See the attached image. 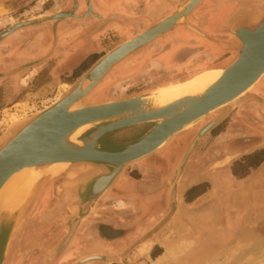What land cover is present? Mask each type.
Masks as SVG:
<instances>
[{"label": "water", "instance_id": "water-1", "mask_svg": "<svg viewBox=\"0 0 264 264\" xmlns=\"http://www.w3.org/2000/svg\"><path fill=\"white\" fill-rule=\"evenodd\" d=\"M60 1L62 3L57 9L55 7L56 11L43 22L26 20L11 25L0 34V43L17 33L21 41L31 39L38 42L48 32H51L54 43L62 30L69 36L77 33L74 41H80L95 37L104 30L101 15L91 0ZM183 1L179 0L176 6V0H163L160 8L168 19L152 24L133 40L105 53L57 102L15 123L0 138V191L22 170L37 168L28 172L33 179L25 186L16 183L21 174L15 176L13 185L1 197L0 264H8L9 249L16 232L54 178L61 176L55 189L66 192L80 204L76 217L78 223L102 196L113 190L117 178L129 164L150 157L178 135L218 114L192 137L172 183L177 182L204 138L240 103L251 99L264 107V100L251 94L264 79V15L254 26L245 24L238 28L230 23L236 14L226 25L231 37L241 46L234 57L222 65L220 78L203 92L167 104L157 100L159 93L154 90L120 100L87 103V97L115 66L185 26V20L204 0H193L185 7ZM62 25L63 29L60 28ZM186 30L199 34L190 25ZM20 51L22 54L29 52L26 47ZM55 53L56 50H50L44 58L29 65L43 64ZM56 164L64 165L53 166ZM106 259V256L82 259L77 264Z\"/></svg>", "mask_w": 264, "mask_h": 264}, {"label": "crops", "instance_id": "crops-1", "mask_svg": "<svg viewBox=\"0 0 264 264\" xmlns=\"http://www.w3.org/2000/svg\"><path fill=\"white\" fill-rule=\"evenodd\" d=\"M49 1L53 0H39L40 3L34 9L32 8L27 13L19 15L18 19L8 20L5 24H12L17 20H21V18L40 14L45 10V5ZM91 1L96 12L101 15V28H104L97 36L74 41L78 36L77 33H72L69 36L62 30V34L58 37L57 42L53 43L51 32H48L45 33L44 37L41 36L38 42L31 39L21 41L17 50L26 47L29 52L22 54L18 51L16 52L17 58L23 62H31L44 58L50 50L54 49L56 50L55 55L40 67L50 65L63 67V65H66L68 68L67 64H69V60H72L73 63H78L92 47L104 49V47L108 46L105 52L107 53L116 46L134 38L138 32L135 28L128 30V22L131 23L134 20L137 22L138 20L135 18L138 16L141 17L145 14L158 18L164 14V11L160 8L162 7L163 0ZM106 24L109 26H105ZM60 28L63 29V25ZM170 33H172L170 37L187 41L185 36H183L184 38L178 36L179 30ZM106 39H109V44H104ZM160 43V39H158L153 44H150L152 46L147 48V50L145 49L141 54L139 52L147 46L129 57L132 58L139 54L140 56H137L139 59L145 53H149L155 49ZM124 61L126 62L124 63ZM124 61L121 64L123 63L124 67H126L124 69L128 70V58ZM41 69L43 68L35 67L37 72L41 71ZM58 70L56 67L55 72ZM34 75L28 76L29 82L33 80ZM52 83L54 82L52 81L49 85L45 83L41 92L51 88L53 86ZM260 106L262 105L260 104ZM231 113L232 111L228 115ZM215 115L216 117L218 116V114ZM233 127L236 126L227 127L226 131L222 132L213 142L215 144L218 139H222L221 151H223V148L227 152L231 150L232 155L237 152L241 153L254 144L252 143L253 141L246 140L244 143L230 148L229 142H231L232 137H237L243 131V129L239 131V129H233ZM187 133L184 132L178 135L150 157L126 166L115 182L113 190L118 188L120 191L126 193L128 201L132 202L137 208L138 205L135 202L139 198L142 199L141 207L144 210L143 215L147 217L145 221L147 228L144 229L147 231V234L137 240L142 245L140 248L136 247L134 252L129 256L130 259L132 256L142 255L143 249L146 251L145 255L147 256L156 247L160 250L155 259L165 254L167 250L173 251L174 259L181 256L190 258L200 257L206 255L207 243L213 244L211 254L216 255L218 251L222 252L227 249L228 239L231 238L230 236L235 231L250 225L247 221L252 220L254 216L252 212L254 207L253 200H257L260 212L264 211V161L260 166L252 167V172L247 178L238 177L226 155L218 158L210 149L205 152L200 148L189 158L179 180L172 183L180 159L189 147L193 137V135L190 136ZM203 141L202 145L204 143L207 144L209 139L205 137ZM209 142H212L211 139ZM260 148L264 151V141H262ZM129 167L131 170H129ZM170 210H172L171 223L174 236L172 245L167 244V238L160 237L161 232L164 231L163 228L152 236L148 232L150 231V227L158 224L164 213ZM134 239L135 236L129 235L128 245ZM242 242L244 243L241 239L237 245H242ZM198 262L199 260L197 259H190L185 264H197Z\"/></svg>", "mask_w": 264, "mask_h": 264}, {"label": "rangeland", "instance_id": "rangeland-1", "mask_svg": "<svg viewBox=\"0 0 264 264\" xmlns=\"http://www.w3.org/2000/svg\"><path fill=\"white\" fill-rule=\"evenodd\" d=\"M185 1L186 0L182 2V6H184ZM2 3H4V1L0 0V10L4 8V4ZM39 3L40 2L38 1L37 5ZM61 3L62 2L60 0L49 1L45 5V9H47V11L51 14L52 12L56 11L57 7L60 6ZM178 3L179 0H176V6ZM28 4L26 7H24L25 11H21V13L25 14L30 11V9H28ZM263 8L264 2L261 4L260 8L261 12L263 11L262 15L264 13ZM167 12L168 11H166V13ZM44 13L46 12L42 11L36 16L21 18V20H17L12 24L26 20L43 22L45 19H42L43 17L39 15ZM19 17V14L13 15V17L9 16L7 19H4L2 16H0V34L11 26V24H5L8 20L11 21L12 19H18ZM141 18L142 17L138 16L135 18L138 20L137 22L135 20L131 23L128 22V28L131 29L138 26L140 27L141 24L139 21ZM16 35H18V33ZM222 39H224V41H237L231 37V33L227 25L225 33L222 35ZM238 49L239 47L227 50L231 51V54L225 63L234 57ZM18 51L19 53L21 52L20 49H18L17 52ZM102 51V49L92 47L86 52V54H93ZM198 61L199 60L196 59L194 62H192L193 64L191 63L188 67H181L179 70L176 69L171 73L162 72L158 74L159 76L163 75L162 77L164 78L161 77L162 79L179 76L186 73L188 69H197L200 66ZM95 62L94 59L89 60V62L85 63V65L78 71H75V69L78 67V63H73L72 60H69V64H67L68 68L66 65H63V67H58L57 65H50L47 67L39 66L38 68L43 69L38 72L34 68L32 72L28 74L27 77L22 81V88L28 90L25 96H23L22 99L12 108H6L3 111H1L0 108V138L15 123L27 119L57 102L62 96H64L66 91L69 90L70 86ZM56 67L59 69L57 72H55ZM120 67L123 68V70L126 68L124 67V64H121ZM158 74L156 75L154 73H150L147 77L140 78L137 81L131 80V78L128 76V73L120 76L119 79H116L117 81L113 82L111 86V98L113 101L117 100L118 98L125 99L124 94L131 91L141 92L140 94H142L154 90L157 85L164 82V80H161L160 78L156 79ZM33 75L35 77H33V80L29 82L27 79L28 76ZM106 80L107 79L105 78V80L102 81L95 91L91 93L89 98L86 100L87 103L89 102V99L95 96L98 91L100 94L96 95V97H100L102 95L99 100L110 98L108 91L105 92L106 87H103L105 86L103 84ZM52 81L54 82V86L41 92V89L45 83L49 85ZM180 81H182V79L179 77L169 80L165 83L166 85H170ZM107 87L109 88V85ZM253 90L251 91V94L255 95ZM260 98L264 100V98ZM244 105L251 107L249 109H245V107L240 108V106ZM254 105L257 108L254 107ZM235 110H240V116H238L239 119L241 118L247 121L258 119L262 122L261 136L263 141L264 107L260 106V104H258V102L255 100L250 99L240 103L234 109V111ZM15 119L17 120L12 122ZM207 120L208 118L202 121L196 127L186 131V133L188 132V135L194 136L203 126L206 125L205 122ZM209 146L208 144H205L202 148V151L206 152ZM217 148L219 147L216 146V149ZM216 149L215 147L214 150L212 148L213 151L211 152L213 154L217 153L220 155ZM60 182L61 176L54 178L37 198L31 211L16 232L14 240L12 241L8 254V264H77L80 260L90 256L91 254H98V257L106 256L107 259L89 262L86 264H152L160 250L157 249V247L147 256L145 255L146 251L143 249L141 252L142 255L132 256L131 259L129 258L136 247L140 248L142 245L141 242L137 240L147 234V231L144 230L147 228V225L145 224L147 217L146 215H143L144 210L142 207L139 217H137L138 213L136 209H133L134 212L132 211L131 214L128 212L126 193L118 190L116 192L117 195H115L114 190H112L106 195L102 196L97 201L94 208L91 209V211L77 223L76 217L80 212L78 210V206L80 204L71 198V196L69 197L66 192L55 189V186ZM46 192L49 193V198L48 194L45 196ZM112 194L115 196H111ZM111 197L114 198L111 199ZM171 218L172 210L166 211L162 219L159 221V223L163 225L162 228L164 229V231L161 232L162 234L160 237H165V239L167 238L168 245H172L174 238ZM261 222L263 221H258L256 219L253 222H248L250 225L253 223V230L249 232L246 231L244 234L246 235L250 233L252 236L249 240L246 239L242 245L239 244L240 246L237 245L238 243L232 240V238H229L227 249L223 250L218 255H204L201 256V258L181 256L173 260V263L171 264H185V262L190 259L199 260L197 264L256 263L264 256V223L262 224ZM256 226L259 227L258 229L261 228L260 234L257 233L258 230H256ZM156 228L157 224L150 227V236L156 234ZM129 235L135 236V239L128 245ZM135 241L136 243L134 244ZM154 241L156 242V240ZM14 249L16 253L10 258V254Z\"/></svg>", "mask_w": 264, "mask_h": 264}, {"label": "flooded vegetation", "instance_id": "flooded-vegetation-1", "mask_svg": "<svg viewBox=\"0 0 264 264\" xmlns=\"http://www.w3.org/2000/svg\"><path fill=\"white\" fill-rule=\"evenodd\" d=\"M39 0H10L6 1L2 4H4V8L0 10V16H2L4 19H7L9 16L13 15H22L21 11H25L24 7L28 4V9L34 8ZM190 0H186V5ZM264 2V0H204L185 20L187 23L185 26L179 27L178 30L180 33H178L179 37L185 36L187 38V41L175 39L172 36V33L167 34L164 36L163 39H160V44L157 45V47L149 53H145L142 57L137 58V56H140L144 50L152 45L147 46L142 51L139 52L134 57H128V70L121 68L120 64L114 67L112 71L107 75L106 81L103 85V87H106V91H108L109 99H97L100 92L98 91L95 96L89 99V104L97 103V102H104V101H112V89L111 86L113 82L117 81L120 76L125 75L128 73L129 78L133 81H137L140 78L147 77L148 74L154 73H162V72H174L176 69L179 70L181 67L189 66L192 62H194L196 59L199 61V67L197 69H188V71L182 75L179 76H173V77H167L166 79H162L164 77L158 76L157 78H160L161 80H164L163 83H160L157 85V88L163 87L166 85L165 82L175 79V78H181L182 81L187 80L197 74L198 72L202 71L203 69L207 68H224L222 65L225 63L228 58L230 57L231 51H227L228 49H235L240 48V43L238 41H224L222 39V35L225 33L226 30V21L240 8H248L251 10V12H254L255 10H260L261 4ZM264 10V8H263ZM44 14L40 15L43 18L46 19L50 13L47 11V9L43 10ZM48 12V13H47ZM263 12V11H262ZM261 13V11H260ZM165 13L160 15L158 18L150 17L149 15L143 14L141 17V20L139 21L141 26L136 27L135 30L140 33L146 29H148L152 24H155L157 22H160L161 20L165 19L167 17ZM228 18V19H227ZM253 22H256V20H253ZM214 23V24H213ZM213 24V25H212ZM13 25V24H11ZM187 25H190L197 29L199 31V34L186 30ZM130 30V28H128ZM135 31V32H136ZM184 38V37H183ZM109 39H106L107 44ZM26 41V40H25ZM104 41V42H105ZM21 43V39L19 36L14 35L13 38L10 37L4 42L0 43V108L1 111H3L6 108H12L14 107L23 96H25L26 92L28 90L22 88V81L27 77L28 74L32 72V70L37 66H41L42 64L36 65V66H30L34 61L31 62H23L20 61L17 58V48L19 47V44ZM109 44V43H108ZM153 44V43H151ZM108 46L104 47L102 49V52L97 53H91L86 54L79 62L78 67L75 69V71H78L81 69L85 63L89 62V60H93L94 62L97 61L102 55L105 54ZM96 58V59H95ZM134 60V61H133ZM133 61V62H132ZM126 61H124L125 63ZM193 64V63H192ZM123 65V63H122ZM168 73V74H169ZM195 73V74H194ZM162 77V78H161ZM109 79V80H108ZM117 79V80H116ZM54 86V83H52ZM109 85V88L107 87ZM52 86V85H50ZM52 86V87H53ZM51 87V88H52ZM102 89V88H101ZM154 89V90H155ZM141 92H128L125 95V98L132 97L135 95L140 94ZM253 93L259 97L264 98V80L259 84L256 85L255 89L253 90ZM119 95V93H118ZM122 95V94H121ZM101 97V96H100ZM124 99V98H120ZM119 98L117 100H120ZM249 109L251 106H240V108ZM254 107H256L254 105ZM257 108V107H256ZM240 110L232 111V113L224 118V120L218 124L215 128L209 132V134L206 136V139L208 138L209 141L211 139L212 142H207L210 151L214 150V147L219 152L220 155L215 153V155H218L219 158L226 155L229 158V163L232 164L234 168L235 174H237L238 177H245L247 178L250 173L252 172V167H258L260 164L264 161V151L260 148L262 146V125L261 121L258 119L254 120H245V119H239ZM216 117L210 116L208 117V120L205 122L206 124L213 120ZM236 126L233 127V129H239L242 130V133L238 135L237 137H232L231 142H229L230 148L236 147L241 143H244L247 141H253L252 145H250V148H246L241 153L237 152L234 155H232V152L226 151L225 148H223V151H221V140L218 139L217 143L213 144L214 140L222 134V132L226 131V128L229 126ZM242 125H244L242 127ZM225 126V128H224ZM232 129V130H233ZM226 134V133H225ZM237 134V133H236ZM264 141V140H263ZM204 141L201 142L197 150H200V148H203L202 145ZM251 144V143H250ZM213 150H212V148ZM249 147V146H248ZM176 149V148H175ZM251 150V151H250ZM227 153H229L227 155ZM237 154V155H236ZM217 156V157H218ZM259 158V159H258ZM220 164V163H219ZM130 168V167H129ZM131 170V168L129 169ZM119 189L117 188L114 190V194L117 195V191ZM199 191V189H198ZM49 193L46 192L45 196ZM111 195V196H115ZM114 197H111V199ZM142 199H138L135 204L138 205V208L132 204V202L128 201V212L132 214L133 209L137 210V217L141 214V205H142ZM254 207H253V219L249 221H254L255 219L264 223V211L261 213L260 206H258L257 200H253ZM134 212V211H133ZM132 216V215H131ZM252 218V217H251ZM247 221V222H249ZM253 225V223H252ZM245 226L243 229H239L238 231H235L234 234H232L230 237L232 240L239 243V241L242 239L245 241L246 239L249 240L251 238V234H244L246 231H252L253 226ZM261 225V224H259ZM163 225L161 223L157 224L156 232L159 231ZM256 226V230L258 234L261 233V228ZM236 230V229H235ZM150 232V231H148ZM136 241L134 242V244ZM15 248V247H14ZM213 251V244L207 243L206 246V255L214 256L215 254H211ZM221 251H218L217 254H219ZM16 253L15 249L10 254V258L14 256ZM216 254V255H217ZM192 258V257H191ZM195 258H201L195 257Z\"/></svg>", "mask_w": 264, "mask_h": 264}, {"label": "bare ground", "instance_id": "bare-ground-1", "mask_svg": "<svg viewBox=\"0 0 264 264\" xmlns=\"http://www.w3.org/2000/svg\"><path fill=\"white\" fill-rule=\"evenodd\" d=\"M192 1L193 0H190L186 5H189ZM184 7H185V5H184ZM260 11L261 10H255L254 12H251V10L248 8H242V9L240 8L238 11H236L234 13V14H236V16L234 17V19L230 23H231V25H234L238 28L245 25V24H249V25L254 26L255 24H257L259 22V20L264 15V13L262 15V12L260 13ZM168 18L169 17H165V19L160 21L158 24H160L161 22L165 21ZM231 18H232V16H231ZM253 20H256V22H253ZM138 35H136V36H138ZM134 38H132L130 40H133ZM130 40H128V42ZM222 73H223V68H207V69H203L202 71L198 72L197 74L194 73L195 75L192 76L191 78L187 79V80L180 81V82L170 84V85H165L163 87H159V88L154 90V91H157L159 93L157 100L161 101L164 104H167V103L178 100V99L185 97V96H191V95H196L198 93H201L204 90H206L210 85H212L214 82H216L220 78ZM107 75H106V77H107ZM89 96L87 97V99L89 98ZM99 98H101V97H98L97 99H99ZM104 102H109V101H104ZM16 120L17 119L13 120L12 122H14ZM62 165H64V164H56L53 166H62ZM35 169H37V168H26V169L22 170L21 172H19L18 174L14 175L5 184V186L0 191V201L2 200L1 197H3V194H5L6 190L11 186V184L13 185L12 179L15 178V176H18L21 174L18 177V182H16V183L18 185H24L25 186V184L30 183L33 179V175L31 173H28V172H31ZM14 183H15V181H14ZM0 205H1V203H0ZM97 257H98V254H91L90 256L85 257L84 259H97ZM99 257H101V256H99ZM226 258H228V257H226ZM173 259H174L173 251L167 250V252L165 254H163L160 257L153 260L152 264H171V263H173ZM253 264H264V256L262 258H260L256 263H253Z\"/></svg>", "mask_w": 264, "mask_h": 264}]
</instances>
